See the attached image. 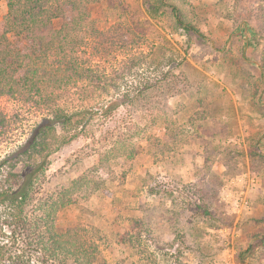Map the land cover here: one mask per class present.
<instances>
[{
  "label": "rangeland",
  "instance_id": "1",
  "mask_svg": "<svg viewBox=\"0 0 264 264\" xmlns=\"http://www.w3.org/2000/svg\"><path fill=\"white\" fill-rule=\"evenodd\" d=\"M91 1L72 53L99 93L83 92L89 79L49 86L53 61L40 97L0 95V162L57 108L91 114L45 159L29 233L0 213V246L29 264H264V0H168L181 24L160 0ZM5 13L0 0V23ZM138 91L144 100L122 105ZM24 160L26 172L43 158Z\"/></svg>",
  "mask_w": 264,
  "mask_h": 264
},
{
  "label": "trees",
  "instance_id": "2",
  "mask_svg": "<svg viewBox=\"0 0 264 264\" xmlns=\"http://www.w3.org/2000/svg\"><path fill=\"white\" fill-rule=\"evenodd\" d=\"M160 1L164 3L160 2V7L167 5L175 13L177 22L183 23L179 17L178 8L174 4L168 0ZM95 2L92 3L91 0H5L6 13L0 23V95H14L21 98L40 97L43 83L40 67L53 61L56 62L50 70L51 82L48 84L49 86L63 89L77 84L78 81L89 79L92 87L85 88L83 92L87 95L99 93L97 89L102 86L101 78L94 74L90 68L80 67V63L72 53L81 43L75 38V34L78 36L84 30L86 23L91 18V10ZM66 8L69 15L66 13ZM181 26L188 32L191 30L187 26ZM246 27L248 38L243 32H241V38L244 47H251L256 32L253 26L247 24ZM8 35H13L17 39L10 42L7 39ZM72 35L75 39L72 38ZM255 46L253 45V47ZM152 61L153 64L156 63V59ZM159 63L161 62H157V65ZM124 75L127 74L123 73L119 76L125 77ZM162 82L164 80L159 84ZM168 84L169 82H166L165 86L167 87ZM105 85L106 80L104 81ZM156 85L157 83L150 86L145 85L146 89L139 90L150 91ZM144 93L138 91L132 98H128L130 93L125 94L126 99L122 105H126V101L135 105L138 101L144 100ZM120 105L115 103V105L103 109L101 115L107 117ZM93 114L96 115V113ZM88 115H91L90 111L67 113L57 108L51 119L33 129L21 148L0 162L1 167L10 169L6 177L5 185L7 187L0 190V213L4 215L3 225L11 227L13 233L16 231L17 234L29 233L25 213L34 181L45 169L46 158L71 143L76 138L79 128H81L80 133L85 132L86 124L89 121ZM3 125L4 116L0 114V127ZM33 157L43 158V161L34 162L33 167L25 172L24 159L31 160ZM7 259L11 260V264H29L24 261V255H15L6 246H0V261Z\"/></svg>",
  "mask_w": 264,
  "mask_h": 264
}]
</instances>
